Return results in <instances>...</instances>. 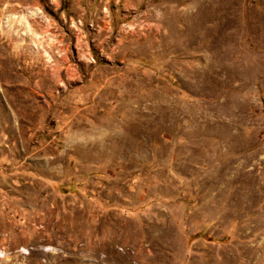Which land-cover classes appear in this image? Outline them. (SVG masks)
<instances>
[{
  "label": "rangeland",
  "instance_id": "1",
  "mask_svg": "<svg viewBox=\"0 0 264 264\" xmlns=\"http://www.w3.org/2000/svg\"><path fill=\"white\" fill-rule=\"evenodd\" d=\"M0 264H264V0H0Z\"/></svg>",
  "mask_w": 264,
  "mask_h": 264
}]
</instances>
